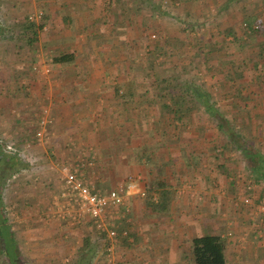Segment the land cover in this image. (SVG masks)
Returning a JSON list of instances; mask_svg holds the SVG:
<instances>
[{
  "label": "rangeland",
  "instance_id": "374dc122",
  "mask_svg": "<svg viewBox=\"0 0 264 264\" xmlns=\"http://www.w3.org/2000/svg\"><path fill=\"white\" fill-rule=\"evenodd\" d=\"M165 1L162 0L161 4L158 0H114L113 3L93 0L88 7L81 5L79 0H0V154L15 162V166L8 170L10 175L0 185V199L3 203L2 215L19 248L17 264H46L44 256L51 258L49 264H77L75 260L79 256L78 264H125L118 261V246L129 238L135 241L137 223L131 225L134 230L127 227L132 235L128 233L126 237H120L108 256L103 239L89 224H77L75 240H66L64 236L68 233L62 226L66 218H60L54 212L57 208L53 201L60 200H52L63 176L61 167L71 168L77 163L91 161L90 167H81V174L95 188L106 192L127 177H122L123 171L122 174L117 173L119 175L111 174L110 165L107 167V163L119 162L122 158L128 162L132 160L129 163L139 167L136 174L142 176V186L147 194L145 198L138 199L151 202L148 197L151 198L153 188L158 187L156 180L154 182L155 176L163 172L171 188L179 191L178 196L185 195L184 200L193 203L191 209L184 211L179 209L178 200L173 201L174 209L166 213L157 212L153 205L145 206L149 215L144 224H151L153 229L144 232L138 246L145 241L162 242L169 236L168 232L180 228L188 219H192L190 226L197 229V220L204 219L209 226H228L219 235L225 241L229 240L226 245L228 251H239L235 259H239V255L245 258L244 262L239 259L231 264H264V215L257 211L264 197V182L257 179L225 137L219 138L215 121L204 110L200 100H194L196 105L188 103V99L174 105L171 97L175 91L170 89V85H165L167 80H164L168 76V62L176 65L179 76L171 82L172 86L176 82L177 86L186 83L187 87L197 86L205 91L209 94V102L229 120L235 132L244 135L254 150L264 154V68L242 72L249 63L243 58L258 52L257 47L262 46L261 39L249 40L242 34V29L247 28L243 24L241 32L236 29L244 42H239L241 46L237 43L239 47L236 44L230 48L229 59L221 57L215 45L212 48L201 47L202 41H215L211 39L212 34H217L233 20L237 27L241 19L248 15L264 22V0H178L170 5L163 3ZM149 5L155 8L152 13L147 9ZM66 12L74 16L73 19L67 17L70 22H63ZM24 15L35 21H40L41 16H48L40 32L39 44L34 49L31 70H28L30 62L25 50L17 45L15 36H10ZM157 26L160 33L155 31ZM144 30L146 38L142 35ZM259 36L264 38V30ZM227 41L233 42L231 37ZM62 52L74 55L72 64L66 65L67 68L72 67L62 71L70 79L80 78L94 87L81 84L79 91L73 92L74 86L60 90L58 84L52 91L48 82L60 78L57 75L60 69L52 64V60ZM203 62H208L209 66L203 67ZM221 65L225 72L218 69ZM24 71L31 76L23 78ZM18 76L22 77L20 81L15 80ZM254 76L256 85L252 83ZM175 89L177 97L184 96V87ZM57 91L65 100L77 95L79 100H87L97 108L103 107L101 101L110 102V98L113 101L110 103L112 112L100 111L97 118L89 121L90 124L96 123L95 133L101 138L97 139L96 147L86 145L87 139L91 141L93 138L91 134L89 138L85 136V144L80 141L83 147L75 150L76 146L71 150L73 159L63 163L56 160L52 148L41 147L33 139L37 116L43 106L48 107L38 102L41 100L40 93L45 97L57 94ZM119 109H122L121 113L116 114ZM174 111L178 113L176 120L172 117ZM247 116L255 118L252 117L249 123ZM10 143L19 148L29 145L26 159L7 154L4 148ZM173 144L176 146L173 147ZM107 145L110 151L106 152L107 155L98 150ZM182 145L181 152L179 147ZM64 148L68 151L67 144ZM222 154L226 161L221 169L218 162ZM174 156H178L179 161L176 162L181 167H167ZM186 159L189 162L185 163ZM169 171L178 175L177 180L169 179L166 174ZM194 172L202 176L204 185L209 186L217 179L223 182L221 186L218 182L213 184L212 191H218L212 192L213 199L208 201L204 198L205 192L197 188L198 178ZM226 184L227 188H224L222 185ZM163 185L169 188L167 184ZM218 195L224 198L214 199ZM245 198L251 199L252 203L245 204ZM215 201L219 204L218 211L208 210L209 206H213L210 202ZM203 202L206 205H202ZM194 204L198 205L193 208ZM204 207L201 211L200 208ZM127 212L119 208L109 216V221L116 222L121 232L123 229L120 228H126L121 226V222L130 224L125 222ZM122 213H125L124 217H120ZM69 223L76 224L71 218ZM238 227L240 232L236 233L235 228ZM190 235L186 233V236ZM71 236L69 234V239ZM84 239H89L88 245H85ZM63 241H68L65 247L62 246ZM4 257L0 250V264L4 263ZM156 261L157 264H168L161 258Z\"/></svg>",
  "mask_w": 264,
  "mask_h": 264
},
{
  "label": "crops",
  "instance_id": "0c3cea01",
  "mask_svg": "<svg viewBox=\"0 0 264 264\" xmlns=\"http://www.w3.org/2000/svg\"><path fill=\"white\" fill-rule=\"evenodd\" d=\"M79 1H80L81 5H87L88 7H91L93 0H79ZM74 8H76V7H74ZM74 8H73V11H74ZM76 13L78 14V12H76ZM66 14H65L66 18H63V22H65V21L70 22L69 18L73 19L72 17H74V16H73V14H70L67 12H66ZM89 15L90 14H88V16ZM77 16H79V14ZM67 17H69V18H67ZM78 19L79 18H77V20ZM89 19L92 20L91 15L89 16ZM80 20H85V19L80 18ZM73 22L75 23V20H73ZM78 22H79V20H78ZM62 53H64V52H62ZM66 65L70 66L69 64H61V65L55 66L56 68L60 69L57 73V75H60L59 76L60 78H57V79L55 78L54 80H52L53 82H48V86L52 87V91L54 88L58 87V84L60 85L59 86L60 90L66 86L71 87V89H72V87L74 86L75 88H74L73 92L79 91L81 84H85V87L86 86L94 87L93 84H91L90 82H86V80H82L80 78L73 79V77L70 79V77L67 76L66 72L62 71V69L67 68ZM55 67H52V68H55ZM71 67H68L67 69H69ZM29 76H31V74ZM64 77H67V78H64ZM60 82H61V84H60ZM95 86H97V85H95ZM115 91H117V90H115ZM41 93H42V90H41ZM41 93H40V97H39L41 100H38V102L40 104H47V106L50 108V114L53 118V126L52 127L49 126L47 128V132L45 134V139H44L45 142L40 144L41 147L46 146L49 150H51L50 148H52L53 151H51V152L54 153V156L56 157V160L59 163H63L65 161H69L70 159H73V155L71 153V150H73L76 146L77 147L75 148V150H78L79 148L83 147L82 146L83 144L80 143V141L84 142L86 140L85 136H87V138H89V135L91 134L93 139L91 141L90 140L88 141V139H87L86 145H88V146L90 145L91 147H93V146L96 147V145L98 144L97 139H101V138L97 137L98 134L96 135V133H95V131H96L95 124L96 123L90 124L89 121H90V119L97 118V116L100 115L99 114L100 111H104V112L111 111L110 110V106H111L110 103L113 102L111 98H110V102H108L106 99H105L106 100L105 102L101 101L103 107L97 108V105L93 106L94 104L88 103L87 100H84V101L82 99L79 100L77 95L71 96V98L69 100H65L64 96L59 94L58 91H57V94H54V95L51 94V95L45 96V97L42 96ZM88 97L89 96H87L85 99H87ZM121 110L120 109L117 110L116 114L118 112L121 113ZM95 135H96V137H95ZM65 144H67L68 151L64 148ZM84 144H85V142H84ZM174 146H176V145L173 144V147ZM98 150H101L102 153H106V152L110 153L108 145H107V147L103 146V147H101V149L99 148ZM185 150H186V148H185ZM170 151H172V147H170ZM179 151H181V150L179 149ZM106 155H107V153H106ZM177 159H178V156H174L171 164L168 163L167 167L170 165H172L173 169H174V167H177V168L181 167L176 162V161H179ZM122 160L119 161L120 163L118 161L117 162H109V164L107 163V165H108L107 167H109V165H110V167L112 169V171H109V173L111 172V174H117V173L121 172V174H122V171H123L122 177H124L125 175H127V177L128 176H138V174H136V173H137V171H139V170H137L139 167H137L133 164L131 165L129 162H132V160H130L129 162L124 161V158H122ZM186 162H189V159H186L185 163ZM118 163H119V165H118ZM125 163H127V164H125ZM176 164H177V166H176ZM161 165L163 167L165 166L164 164H161ZM163 167H161V168L164 169ZM195 167L198 168L197 165ZM203 167H204V165H203ZM182 168H183V166H182ZM113 170H115V171L113 172ZM198 170H200V169L198 168ZM86 172L88 173V170H86ZM174 172H175V170H174ZM174 172L169 171L166 173L168 175L169 179L177 180L178 175L177 176L174 175L175 174ZM117 175H119V174H117ZM194 175L198 178L197 188L199 190H202V192H205L203 194V195H205L204 198L208 199V201L210 199H213L212 195L214 193H218V191H216V190L212 191L213 187H214L213 184L215 182H218V183H220V186H221V184L223 182H221V180L219 181V179L213 180L214 182H212L208 186V184H205V185L203 184V182L201 180V178H202L201 175L198 176L197 172H194ZM127 177L125 176L124 179H126ZM160 177H162V178H160ZM141 178H142V176H141ZM152 179H151L150 183L153 184ZM155 180H156L157 184L160 182H164L165 184H167L169 186V188H166V186L163 188L159 187V186L157 188H153L154 193L152 194L153 196L151 197V202L155 203V204H153L154 205L153 207H155L157 205L156 202H158L160 200V192L168 189V190H170V193H169L170 202L167 204V208H168V210H170V212H171V210L174 209V206L172 204H174L173 201H176V200H178L177 205H178L179 209H182L185 211V209L187 210V209L192 208L193 203L191 201H188L189 202L188 203L186 200H184V199H186L185 195H183L182 197L178 196L179 191H176L175 187L171 188V185L169 182H167V178H166L165 174H163V172L161 174H157V176H155L154 182H155ZM142 184H144V183H142V181H140L138 183L135 191L127 192L125 194V197H124L125 198V206H126L124 209L128 210V212H127L128 215H127V219L125 222H130V224L129 223L122 224V222L121 223L119 222L122 227H123V225L126 227L125 229H124V227L120 228V229L126 230L128 232L127 227L134 230L133 226H131V225L137 223V226L135 225V230H134L135 231V234H134L135 241L132 238H129L124 243L121 242L122 245L118 246L117 254H120V260H118V261H121V262L123 261V262H125V264H145V263H147V264L156 263L157 264L156 260H159V258H161L162 260H164L168 264H193L192 259H191V245H190L191 239L194 237L202 236L204 234L219 235L223 231V228L224 229L228 228V226H225V225L219 226L217 224H212L211 226H209L208 221L207 220L203 221L204 220L203 219L202 221L197 220L199 222V226L197 229L196 228L193 229L192 226H190V223H192L191 222L192 219H191V221H189V219H188L189 222L183 221V226H181L180 228L176 229L175 231L172 230V231L168 232L169 236L166 237L162 242L157 244V242L145 241L148 243L146 244L145 242H143L142 244H139V246H138L137 243L140 241V238L141 239L144 238V232H146L147 230L153 229V226L151 224L150 225L147 223L144 224V222H146L147 215H149L148 211L145 210V206L149 207V206H151V203H149V202L146 203L145 201L138 199V197H139L138 191L144 189ZM114 185H116V183ZM222 186L225 188L227 186V184L222 185ZM57 189H59V190L56 191V193H55L56 195L54 197H52V200L58 199V200H60V202L53 201V203L56 204V208H57V210L54 212L56 214L58 213V216L60 218L66 217L65 223H63L64 225H62V226L64 227V232L68 233V235L64 236V238L66 240H71L73 242L75 240L74 236L76 235V237H77V234H78V232H77L78 231L77 230L78 225L75 223H69L70 218H68L67 215L63 216L62 212L64 210L63 207H64L65 203H64L63 198L60 197L61 193H62L61 187L58 186ZM171 189H172V191H171ZM212 192H214V193H212ZM210 193H212V194H210ZM148 194H150V192H148ZM28 195L29 194H27V196ZM31 197H33L32 194H31ZM215 198H224V197H222L221 195H218V196L214 197V199ZM31 199H33V198H31ZM25 201H27V200H25ZM205 202H207V200ZM205 202H203L202 205H206ZM186 203H188V204H186ZM210 204H212L215 207L209 206L208 210L212 209L213 212L218 211V205L219 204L216 203V201L210 202ZM184 205H185V207H184ZM197 205L198 204H194L193 208ZM56 208H53V209H56ZM200 209H201V211H204L205 207L200 208ZM56 214H54V215L56 216ZM129 215H130V218H129ZM217 221H218V219H217ZM186 224H188V226ZM235 224H237V222ZM75 225H77V227H75ZM185 230L187 232H185ZM191 231H192V235H190ZM235 231H236V233L240 232V228L239 227L237 229L235 228ZM128 233L130 236L132 235L131 232H128ZM186 233H187V235H190V236H186ZM69 234H71L73 236V237L71 236L72 238H70V239H69ZM145 236L147 237L146 234H145ZM84 241H85V239H84ZM227 241H229V240H227ZM227 241H226V245H228V243H229ZM67 243H68V241H63L62 246L65 247L67 245ZM230 243H232V242H230ZM226 247L227 246H225V253L227 256L228 263L231 264V262H238L239 259H241L243 262L245 261V258H240V255H239V259H235L237 257L236 253L239 252V251H237V249L236 250L232 249L231 251H228ZM232 247H233V244H232ZM44 255L45 254H42V256H44ZM42 258H43L44 262H47L46 264L50 263L49 262L51 260L50 257L44 256ZM76 259L77 260H75V263L78 264L80 259H81V256L77 257ZM146 259L148 262L146 261ZM64 260H66V259H64Z\"/></svg>",
  "mask_w": 264,
  "mask_h": 264
},
{
  "label": "trees",
  "instance_id": "16d2710c",
  "mask_svg": "<svg viewBox=\"0 0 264 264\" xmlns=\"http://www.w3.org/2000/svg\"><path fill=\"white\" fill-rule=\"evenodd\" d=\"M113 3L114 0H109ZM135 1V0H134ZM162 4V0H158ZM178 0H166L165 4L170 5L172 2H176ZM106 3V2H105ZM108 9V5H107ZM147 9H149V13H152L155 8H152V6H148ZM48 16H41V22L40 21H35L32 20L29 15H24L22 21L19 23L17 27L14 28L13 33L10 34L11 37L15 36V42L17 45L20 44L19 47L22 48V50L25 52L26 55L29 57L30 63L27 64V66L30 64V68L28 70H31L33 61H34V49L38 46L39 41H40V32L44 28V21H46ZM245 25L247 27L246 29H242V25ZM238 28L239 30L242 29V34L245 36H248L249 40H259L261 39V48H259L258 52L253 53V54H248L246 57L243 58L249 63H247L246 68L242 69V72L244 73L245 71H251V69L256 70V71H261V67L263 66L264 68V38H259L260 33H262V30H264V22L263 20L261 21L259 18L253 16V15H248L247 17L241 19L238 27L236 26L234 20L229 22V26L224 28L223 30H219L217 34H212L213 42L210 40L207 42L202 41L201 42V47H209L212 48L213 45L217 46V50L220 52L221 57L225 56L226 58H230L231 53H230V48L234 47L237 43L239 42H244L241 39V36L239 35V30L236 29ZM159 26H157L156 32H159ZM1 31V27H0ZM241 32V30H240ZM160 33V32H159ZM142 35L147 37V33L144 30L142 32ZM159 36V35H158ZM215 36V39L213 38ZM204 37V35H203ZM231 37L233 42H228L227 38ZM202 36H200V39ZM220 40V42H218ZM239 46L241 44L239 43ZM237 44V47H239ZM262 49V50H260ZM261 58V59H260ZM263 60V61H262ZM74 61V55L72 52H64L59 54L58 56H55L52 60V64L54 66L56 65H61V64H69ZM222 61V58H221ZM223 62V61H222ZM233 63V61H230ZM168 62V73L166 77H164L165 85H170V89H174L175 92H173V95L171 97V102L175 104H182L188 99V103L196 105L195 99L200 100L204 110L209 113V115L212 116V118L215 121L217 131L219 132L221 138L222 136L225 137L229 144L232 145V148L236 149L238 152V156L242 161H245L248 168L253 172V174L256 175L258 180H261L264 182V154L260 153L257 150H254L248 142H246V139L244 138V135L238 134L235 132L233 129L232 125L230 124L229 120H227L225 117H223L218 110L215 108V105L209 102L208 95L205 91L199 89L197 86L195 87H187V84L184 83L185 85H178V83L174 84L172 86L171 82L178 78L179 74L177 72V66ZM263 64V65H262ZM203 67H208L209 63L208 62H203L202 63ZM219 70L222 72H225L226 69L221 65L218 67ZM27 70V71H28ZM174 70V72H173ZM217 70V71H219ZM236 70V69H235ZM24 71V77L29 76L28 72ZM227 74V73H226ZM21 75V74H20ZM264 75V74H263ZM22 79L21 76H18V78L15 80L20 81ZM264 82V78L262 79ZM253 84H257L255 80V76L252 79ZM172 86V87H171ZM163 87V86H161ZM177 87H184V96H178L176 95V89ZM263 93H264V83L262 85ZM2 92V89H1ZM260 93V92H259ZM189 96V97H188ZM264 96V94H263ZM160 98V95L158 96ZM154 100L157 101V98L155 97ZM151 101H153V98H151ZM177 112L174 111V116L173 119H177ZM160 117V116H159ZM158 117V118H159ZM247 122L250 123V119H253L255 117L253 116H247ZM253 117V118H252ZM162 120V119H161ZM248 125V124H247ZM53 126V125H52ZM51 126V127H52ZM181 152L183 151V145L179 147ZM185 150V148H184ZM218 165L223 168V165L225 164V157L224 154L219 158ZM15 166V162L11 158H6L5 156H2L0 154V185L3 184L6 181V178L10 175V171L8 173V170L10 168H13ZM7 172V174L5 173ZM6 174V175H5ZM163 182L158 183L159 187H165L163 185ZM169 191H161L160 192V200L156 202L157 206H155V210L157 212L161 213H166L168 211L167 208V200H169ZM148 200H151V198L148 197ZM151 205L155 204L150 202ZM154 206V205H153ZM2 207L3 203L2 200L0 199V250L1 253L5 256L3 261V264H17V260L20 257V252L19 248L16 244V241L13 237L12 230L8 226L6 219L2 215ZM102 241L105 243V246L107 245V241L104 237H102ZM89 239H85V245H88ZM191 245V259L193 264H229L227 260V256L225 253V246H226V241L220 236V235H209V234H204L199 237H194L191 239L190 242Z\"/></svg>",
  "mask_w": 264,
  "mask_h": 264
},
{
  "label": "built area",
  "instance_id": "2783aa9c",
  "mask_svg": "<svg viewBox=\"0 0 264 264\" xmlns=\"http://www.w3.org/2000/svg\"><path fill=\"white\" fill-rule=\"evenodd\" d=\"M48 69H46V72ZM36 127L34 130V141L40 145L44 142L47 128L53 125V118L50 114L48 107H42L39 115L37 116ZM29 145L23 148H19L18 145L13 143L5 146V152L11 156H18L21 159H26ZM91 161L87 164L77 163L71 168L61 167L63 176L60 181V187L62 190L61 198L64 200L63 216L67 215L76 224L85 223L89 224L97 235L106 239V251L107 255L110 256L112 249L116 246L120 237H126L128 232L123 230L119 231L116 222H110L109 216L113 210L119 208L124 209L125 206V194L127 192L135 191L138 183L142 181L141 176H128L120 185L117 187L102 192L95 188L91 182L86 180L81 174V167L91 166ZM249 190V187L247 188ZM147 192L142 189L138 191L140 198H145ZM245 204L251 202V199H243ZM258 212L264 215V197L260 201ZM252 203V202H251ZM67 206V208H66ZM70 208V209H68ZM257 209V207H256ZM127 212V209H124ZM118 212V211H117ZM117 212H114L115 214ZM125 213H122L120 217H124ZM62 218V217H61ZM64 217L63 219H65ZM115 218L119 219V216L115 215Z\"/></svg>",
  "mask_w": 264,
  "mask_h": 264
}]
</instances>
